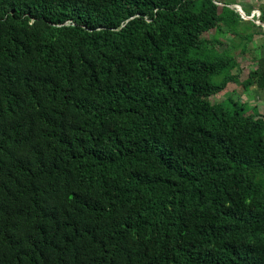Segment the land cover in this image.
Wrapping results in <instances>:
<instances>
[{
	"label": "trees",
	"instance_id": "trees-1",
	"mask_svg": "<svg viewBox=\"0 0 264 264\" xmlns=\"http://www.w3.org/2000/svg\"><path fill=\"white\" fill-rule=\"evenodd\" d=\"M216 2L0 0V264H264V114L212 102L264 28Z\"/></svg>",
	"mask_w": 264,
	"mask_h": 264
},
{
	"label": "rangeland",
	"instance_id": "rangeland-1",
	"mask_svg": "<svg viewBox=\"0 0 264 264\" xmlns=\"http://www.w3.org/2000/svg\"><path fill=\"white\" fill-rule=\"evenodd\" d=\"M224 2H236L242 6V8L246 9H259L261 11L260 6H264V0H222ZM262 3V5H261ZM236 4H232L233 7ZM251 11V12H252ZM251 14V13H250ZM214 31L205 34V37L212 36ZM219 38L225 45L230 49L232 48L231 44H236L240 42V39L231 35L221 34ZM264 44V34H256L254 37V43L250 44L249 51L245 54L240 53V49L236 51V56L239 60L240 68L242 70L240 80L244 81L249 72L255 68V61L254 58L260 53V48ZM258 47V48H257ZM232 97L235 100H240L243 102L248 110L249 113L254 114H264V91L259 90L256 86H251L248 88H244L242 84H229L227 89L218 96L212 98L213 103H219L227 98Z\"/></svg>",
	"mask_w": 264,
	"mask_h": 264
},
{
	"label": "built area",
	"instance_id": "built-area-1",
	"mask_svg": "<svg viewBox=\"0 0 264 264\" xmlns=\"http://www.w3.org/2000/svg\"><path fill=\"white\" fill-rule=\"evenodd\" d=\"M216 3H217L218 5H224V4L221 3V2H216ZM230 7H232V6L230 5ZM232 8H234L235 10H237V11L240 13L241 17H242L244 20H252V21H254L257 25H259V26H260V25H261V26H264V25L262 24L261 20H260V18H261V16H262V12H261L259 9H254V10L251 12L250 15H247V14L244 12L242 6L239 5V4L234 5Z\"/></svg>",
	"mask_w": 264,
	"mask_h": 264
},
{
	"label": "crops",
	"instance_id": "crops-1",
	"mask_svg": "<svg viewBox=\"0 0 264 264\" xmlns=\"http://www.w3.org/2000/svg\"><path fill=\"white\" fill-rule=\"evenodd\" d=\"M261 5H262V3H261ZM264 6L262 5V6H260V8L262 9ZM252 10V9H251ZM254 10V9H253Z\"/></svg>",
	"mask_w": 264,
	"mask_h": 264
},
{
	"label": "water",
	"instance_id": "water-1",
	"mask_svg": "<svg viewBox=\"0 0 264 264\" xmlns=\"http://www.w3.org/2000/svg\"><path fill=\"white\" fill-rule=\"evenodd\" d=\"M263 28H264V26H263Z\"/></svg>",
	"mask_w": 264,
	"mask_h": 264
}]
</instances>
